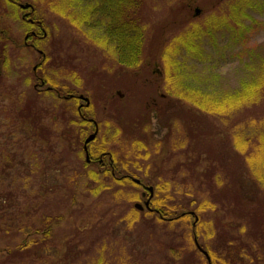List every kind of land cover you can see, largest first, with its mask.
Masks as SVG:
<instances>
[{
    "label": "rangeland",
    "instance_id": "obj_1",
    "mask_svg": "<svg viewBox=\"0 0 264 264\" xmlns=\"http://www.w3.org/2000/svg\"><path fill=\"white\" fill-rule=\"evenodd\" d=\"M80 1L44 0L41 5L48 30L61 40L57 41L61 50L57 57L59 63L54 45L46 49L48 65L42 69L43 86L33 88L37 81L33 80L34 59L30 54L22 64L9 61L6 66L0 59V156L5 148L3 139L22 142L23 147L12 146L24 150L33 147L38 153L35 157L31 152L28 155L31 159L26 154L16 161L10 159L11 164L0 157V263L12 259L7 250H16L25 237L28 231L26 226L23 229V224L28 223L26 215L37 210L54 215L50 211L56 210L45 209L43 203H46L49 208H58L64 219L59 228L54 229L52 237L33 236V241L43 239L40 251L35 255L37 248L30 246L20 252L23 257L12 259L22 260L17 264H68L61 263L64 260H76L74 264L82 260L91 263L98 258L105 260V264H193V260L194 264H207L194 240L206 253L220 254L222 260L234 261L231 254L235 252L226 245L223 247L229 243L236 250L239 247L248 250L249 256L240 260L247 264H258L261 260L264 264V187L252 178L234 150L232 125L235 118L213 119L165 94L163 62L159 58L165 49L163 46L178 34L175 22L181 24V29L185 26L183 30H188L189 21L202 28L206 20L210 25L215 21L219 25L216 29L221 30L215 33V39L204 36L201 43L197 41L204 56L210 54L212 61L198 62L181 54L177 60L181 57L179 61L185 71L183 80L190 88L200 86L202 91L212 87L216 92L226 93L236 88L246 75L237 70L242 67L234 57L241 48L232 44L228 34L224 35L233 0L139 1L137 13L147 34L142 52L146 63L132 71H125L111 62V57L97 49L93 40L86 38L62 13L55 12L65 7L68 16L69 12L72 16L83 3ZM50 3L55 4V10ZM255 6L256 9L249 12L256 23L247 38L248 46H260L258 51L264 54V0H256ZM243 21L244 25L249 24ZM55 61L56 68L52 66ZM71 69L75 70L73 80L76 79V86L71 87L72 94L81 95L93 105L90 111L85 106L86 99L71 102L72 109L82 111V116H91L94 122L84 127L85 137L69 124L76 116L75 111L62 104L66 102L64 99L55 100L54 90L65 89L72 83ZM47 87L53 90L49 92ZM122 94L125 99L120 97ZM148 103L153 115L157 114L156 121L151 122L154 126H148L152 140L141 135L136 126L143 124V118L151 112H145ZM155 103L157 107L160 104L156 111L153 110ZM79 105H83L82 110H78ZM245 114L250 118L260 115L256 121H261L264 101L254 111L246 110ZM159 128L164 129L158 136L161 137H153L154 130ZM93 134L95 137L82 152L85 140ZM134 140L148 146L150 154L153 153L147 165L141 160L145 158L140 151L134 148ZM165 140L168 142L162 143ZM151 141L160 142V146L155 147ZM100 147L106 150L103 154H99ZM13 154H18L17 149ZM51 154L59 156V164L48 162ZM87 154L93 155L92 161L103 155L104 166L91 160L88 163ZM110 160L116 161L119 173L125 168L123 162L129 161L127 170L140 174L141 185L128 184L126 188L115 185L113 188L106 183L92 192L96 185L90 180L77 182L78 176H85L84 162L89 170L96 168L103 174L112 167ZM136 167H142L139 168L142 172L136 171ZM152 167L160 169L161 175H156V170L152 175ZM17 170L20 176L15 183L12 179L18 178ZM1 177L5 184L1 183ZM11 183L16 184V188L7 192ZM165 183L169 187L162 193L157 191L158 198L169 193L174 205L192 213L190 220L196 212L195 206H205L204 212L195 214L192 226L202 221L195 234L190 232V224L166 226L163 223L168 216L161 219L144 208L142 186L160 187ZM136 195L140 198L133 201ZM136 204L142 206V211L134 208ZM131 209L137 211V218L129 216ZM173 234L180 238L168 239L167 236ZM217 246L222 247L220 251L216 250ZM217 263L222 264V261H215Z\"/></svg>",
    "mask_w": 264,
    "mask_h": 264
},
{
    "label": "trees",
    "instance_id": "obj_2",
    "mask_svg": "<svg viewBox=\"0 0 264 264\" xmlns=\"http://www.w3.org/2000/svg\"><path fill=\"white\" fill-rule=\"evenodd\" d=\"M139 1L141 0H81L80 2L83 3H80L79 7L77 6L76 8L78 12H76L72 16L70 15V12L68 16L65 7L63 8L64 10H62L61 7L59 11H56L54 9L55 4L52 6V4L50 3V7L53 8L57 14L62 13L65 19L68 20L76 29H78L86 38L93 40L96 45V48L99 47L97 49L105 52L111 57V62L115 63L119 67H123L125 71H132L141 68L146 63L145 61H143L142 52L147 34L145 35V29L143 28V26H141L139 14L137 13L138 8H140ZM255 1L256 0H233L232 4L229 6V24L224 26V35L228 34L226 36H228L232 44L235 45L236 48H238V46L241 48L239 53L237 52L234 57L238 59L237 63L238 65H240V67H242V70H237L240 72V74L243 73V76L246 75V78H243L238 83L237 87L234 88L232 91L230 90L226 93H220L216 92V89L212 87L208 88L205 91H202L200 86L190 88L189 85L183 80L185 71L184 68H182L181 62L179 61L181 57H179V60H177V57L182 54L184 56L187 55L190 59H196L198 60V62H202L203 60L207 62L212 61L210 60V54L204 56L205 52L199 47L197 41L201 43L200 41L204 36L209 39H215V33L219 34V32L221 31L220 28L216 29L219 25L215 21L212 22L210 25L209 21L206 20L207 23L203 28L198 24L189 23L191 22L189 21L187 22V24H189L188 30H183L185 29V26L181 29V24L175 22L174 25L178 26V34L169 43L163 46L165 48L164 50L162 49L163 47L161 48V51L163 50V53L160 52L159 58L161 57L163 62V76L165 83L163 87L165 89V94L171 96L177 101L186 102V104H189L193 109H196L202 114L213 116V119L227 121L229 119L235 118L234 123L232 125V129L234 130L232 137V144L234 150L243 159L244 164L249 169L252 178L256 180L259 184H261L262 187H264V117L261 121H256L261 118L260 115L254 114L256 118H250L245 114L246 110L254 111L255 108L264 101V54L260 50L258 51L260 46L252 45L251 47H249L247 40L248 36L252 34V25L256 23V21L252 19L249 15L250 11L256 9ZM71 9L72 8H70V10ZM243 20L249 21V24L247 26L244 25L245 22ZM170 38L172 37H169L168 39ZM245 79L247 80L245 81ZM77 83H79V78H77ZM120 97L125 99V97H123V94ZM127 98H129V96H127ZM55 100H57L56 94ZM74 101L78 103V101ZM62 104L68 105V110L70 108L72 109L71 103L63 102ZM92 106L93 105L91 104H89L88 106V109H90V111L92 109ZM148 106H150L149 103L146 107H144L145 112H148V110L151 111L152 108L149 109ZM123 107L124 106H122V109ZM159 107L160 104L158 105V107L156 104L153 109L157 110ZM73 111H75L76 116L75 118H71L69 120V124L75 126L77 130L84 134V127L88 125V121L86 120L90 119L91 116H82V111L79 112L75 110V108L72 109V112ZM148 113L149 114L145 118H143V124L136 126L139 127L137 128L139 133L149 139L151 138V134L150 128L148 126H150L149 122L152 111ZM78 114H80L81 117H78L77 119L76 117ZM145 122H147L148 125H144ZM85 136L86 133L83 137ZM3 140L5 148L2 149L3 154L0 157H4V160L9 162L10 164V159L16 161V158L18 157L24 158L25 154L28 159H31L28 156L31 152L35 155V157L38 156V153L35 152L33 147L28 146L27 149H29L27 151V149L24 150L12 146L13 144H15L19 147H23L20 145L22 144V142L13 143L10 139ZM167 140L162 143L168 142ZM44 141L45 143H47V140ZM151 143L155 147L160 146V142L153 143L151 141ZM92 144L93 143H91V145ZM132 144L134 148L136 150H139L140 153L143 155V158L145 159L141 160L143 162H146L147 165L153 153L150 154V152L148 151V146H145L139 141L134 140ZM91 145H89V149ZM15 149H17V155L13 154ZM83 149L82 152L84 151ZM105 151V149L101 147L99 148V154H103ZM171 153L173 154L172 151ZM171 153L168 154L172 155ZM51 156L52 157H49L50 159H48V162H50L51 160V163L54 164L56 162L59 164V156L57 157L56 154H51ZM90 157L92 158L93 155L90 154ZM124 157L126 158V155H124ZM123 163L125 165V168L122 173H119L117 171L115 167L116 161H113L112 167L108 170H104L103 174H101L96 168L89 170V166H87V164L84 162L82 168L84 169L83 172L85 173V176H78L79 179L76 180L77 182H79L80 179L90 180L92 184L96 185V189L92 190V192H97L99 187H102L100 185L106 183L110 184V186L113 188L115 187V185H121L126 188L128 187V184L139 187L140 185L135 184L133 182V179L139 180L141 183L142 178L139 177L140 174L131 170H127V165L129 161ZM4 168L8 169L7 165H5ZM139 168L142 169V167H136L135 170L138 171ZM153 170H156V167H152V175L154 173ZM158 170L159 171L156 170L155 174L161 175V170ZM17 172L18 174L16 176L18 178L12 179L15 183L19 182L20 172L19 170H17ZM139 172L142 171L139 170ZM112 173L116 178L113 176ZM45 174L46 172H44L42 176H44ZM99 177L105 180H100ZM147 177H149V172ZM1 180V183L5 181V179H3L2 177ZM168 187L169 184L167 183L162 184L160 187L153 186L154 198L151 201L150 209H153L152 212L156 213L161 219H164L165 216H168L167 221L163 223L164 225L170 226L176 223H187V225L190 224V232L192 234H195V229L197 232L198 227L202 226V221L194 222V226H192L194 217L196 221L195 214L196 212H204L205 206H195L196 212L195 214H193V217L190 220L192 213L188 211L185 212L183 208L179 207L178 205H174V198L169 195V193H166V195L162 196V198H158L157 191L162 193L166 191ZM14 188H16V184L11 183V185L7 189V192ZM115 192L118 193V191ZM44 195L47 196L48 193ZM139 198L140 196L136 195L133 198V201H135L136 199L139 200ZM189 203H192V201H190ZM43 205L45 209H55L56 212L50 211L54 214L52 216L48 215L46 213L47 211L40 212L39 210H37L31 215L25 216V219L28 222L25 225L23 224V229H25L26 226L28 230L26 232L25 237L22 239L20 244L17 245L18 250H7L8 256H10L12 259L23 257L24 254H21L20 252L27 250L30 246H35V248H37V251L35 252V255H37L40 251V247L42 246L43 239H41L40 241H33V236L38 235L42 238H50L53 236L52 233L54 229L56 227L59 228V226L61 225V221L64 218L57 211L58 208H49L46 206V203H43ZM41 208L43 207L41 206ZM137 215V211H135L134 209L130 210V217L137 218ZM117 219L119 221L120 217H118ZM167 237L168 239L180 238L175 234H173V236L168 235ZM225 245L229 247L231 252H235L231 254V256H233L232 258L234 261L222 260L220 254H214L212 252V255L207 252L210 258V264H215V261L217 260L222 261V264H247L243 260H240L242 257L246 258L249 256V253L246 254L248 251L247 249H242L239 247L236 250L232 248L229 243L224 244L223 247H225ZM221 248H218L217 246L216 250L220 251ZM242 254L244 256H242ZM12 259L9 258L8 260H2L0 264H17L22 261ZM75 261L76 260H64L61 261V263L67 262L68 264H74ZM93 263L105 264V260H103L102 258H98L95 262L92 261L91 263L87 260L76 262V264ZM191 263L194 264V260L191 261ZM258 264H263V262L260 260Z\"/></svg>",
    "mask_w": 264,
    "mask_h": 264
},
{
    "label": "flooded vegetation",
    "instance_id": "obj_3",
    "mask_svg": "<svg viewBox=\"0 0 264 264\" xmlns=\"http://www.w3.org/2000/svg\"><path fill=\"white\" fill-rule=\"evenodd\" d=\"M33 1L34 0H0V59H2L4 65L6 66L9 61L11 63L16 62V64H22L26 62V59L30 58V54L32 59H34V62L32 63V75L35 74L33 75V80L35 79L37 83L33 85V88H36L43 86L45 83L42 77V69L44 68V65H48V54L46 49L54 45L56 48L54 53L57 58L59 56V52L61 51L60 42L57 41L61 40L56 39V33L51 34L50 30L47 28L44 13H41L42 11L40 10L44 0H38V3L36 1H34V3ZM41 9L43 10V8ZM57 62L59 63V58H57ZM52 66L54 68L58 67L56 61L52 62ZM74 73L75 70L71 69L72 83H69V88L67 87L63 89L62 87H58L54 90L56 99H64L69 103L74 100H85V98L81 95L76 96L72 94L74 89L71 87L76 86V79L73 80ZM62 84L66 85L67 83ZM46 90L50 92L53 88L47 87ZM85 106L87 107V102ZM82 109L83 105H79L78 110ZM153 110L156 111L155 109ZM156 118V114L153 115V113H151L150 127L151 125L154 126L151 122L153 120L156 121ZM86 121L94 123L91 119H87ZM93 125L95 126V124ZM163 130L164 129L162 128L154 130L153 137H158ZM102 156L103 155L98 157L99 159L97 158L96 161H92L89 156V159H86V161L90 163L91 160L93 163L97 162L99 165L104 166L103 159L101 158ZM112 164L113 163L110 160L109 165L112 166ZM142 189L143 192L141 193V198L144 201L143 204L149 200V208H146V210L152 211L153 209L151 210L150 208L151 201L154 198V193H152L151 197L146 186H142Z\"/></svg>",
    "mask_w": 264,
    "mask_h": 264
},
{
    "label": "water",
    "instance_id": "obj_4",
    "mask_svg": "<svg viewBox=\"0 0 264 264\" xmlns=\"http://www.w3.org/2000/svg\"><path fill=\"white\" fill-rule=\"evenodd\" d=\"M94 137H95L94 134L91 135V136H89V137L86 139L85 143H86V144L89 143L90 141L93 140ZM87 158H88V156H87ZM136 183H138V182L136 181ZM149 192H152L151 188H149ZM147 206H148V203H145V207H147ZM135 208L138 209V210H142V209H143L142 206L139 205V204H136V205H135ZM195 244H196V247L198 248V250H199L200 252H202V254L206 257V260H207L208 264H210V259H209L208 255H207V253L201 250V248L198 246V244H197L196 241H195Z\"/></svg>",
    "mask_w": 264,
    "mask_h": 264
}]
</instances>
